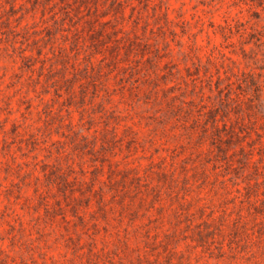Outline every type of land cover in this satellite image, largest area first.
<instances>
[{"label":"rangeland","instance_id":"rangeland-1","mask_svg":"<svg viewBox=\"0 0 264 264\" xmlns=\"http://www.w3.org/2000/svg\"><path fill=\"white\" fill-rule=\"evenodd\" d=\"M54 1L0 0V264H137V256L139 264H250L188 245L185 233L173 251L146 246L145 230L161 219L153 209L130 221L116 203L102 217L95 199H82L90 224L82 228L70 206L82 180L106 182L111 161L151 182L172 169L219 207L227 193L203 181L216 169L199 129L211 107L233 123L234 143L217 169L241 180L232 173L239 145L255 158L264 146V10L252 11L249 0H124L119 14L98 0L109 13L92 16V28L90 10ZM81 134L94 140L93 152L76 144ZM55 167L77 180L74 190L46 177Z\"/></svg>","mask_w":264,"mask_h":264},{"label":"trees","instance_id":"trees-1","mask_svg":"<svg viewBox=\"0 0 264 264\" xmlns=\"http://www.w3.org/2000/svg\"><path fill=\"white\" fill-rule=\"evenodd\" d=\"M69 1L59 0L62 4L77 2L75 6L80 15H83L85 8L87 12L90 10V17L86 19V22L92 28L94 27L92 16L100 17L109 13V11L98 8V0ZM138 1H143V5L147 6L149 0ZM247 4L254 12L260 13L257 9L264 10V0H249ZM109 6L111 10L123 14L124 0H109ZM114 13L112 14L113 18L116 17ZM65 14H69L68 10ZM86 14H89V12ZM110 21L111 18H107L100 21V23L104 24ZM251 83L256 98L259 100L261 98V85L254 80ZM237 119L238 117L235 118L236 122ZM230 122H227L223 115L218 116L216 108L211 107L205 111V121L199 129L201 137L209 140V151L215 157L214 169H216L213 181L208 179L209 175L206 173H204L203 181H210L213 185L218 183L227 193L219 200V207L215 206L208 194L202 193L201 190H197L192 194L189 191L191 182H189L188 176H184L179 180L172 169L161 170L158 173L157 180L151 182L147 178H143L144 175L134 171V167L119 168L112 166L110 161L108 162L106 182L101 180L97 188L93 187L92 185L96 181H100L98 175L93 174L89 179V183L84 179L81 181L80 187L76 188L82 190L81 196H74L72 199V202H74L70 206L72 215L77 218L82 228H87L90 225L89 220L80 212L78 207V201L82 199L85 200L86 206L90 204L92 199H95V210L102 217H107L110 212L114 211L116 208L114 203H116L119 216L121 218L128 216L130 221L146 214L149 209H153L161 219L145 230L144 244L146 246L159 243L168 251H173L170 245L177 243L180 234L185 233L183 235L189 239L188 245L200 247L203 251L214 253L216 256L226 254L232 258H243L250 264H262L261 261L264 258V185H262L264 183V166L259 163L264 157V146H260L257 151L259 156L255 158L251 149H246L243 144L239 145L237 150L240 151L241 155L236 159L237 165L232 167V173L235 177L241 176V180H236L233 176L220 174L217 169L220 165L217 163L219 159H225V151L233 145L234 136L236 135L233 123ZM76 144L87 147L89 152H93L95 148L94 140L87 138L84 134L80 135L79 142H76ZM103 146L101 143L100 148ZM225 166H231V162L226 160ZM245 169L247 172H244ZM46 177L51 182H55L57 188L63 192L66 188L69 190L75 189L71 186L77 180H74L61 168L50 169ZM82 182L87 183V187L83 188ZM104 184L108 186L110 191L108 198L105 195ZM85 189H87V192H85ZM229 203H231V206H229ZM166 209L170 210V215L165 219L164 211ZM63 218L65 222L69 221L65 214ZM95 218L94 216L93 219ZM150 218L153 221V218ZM166 220L169 221V226L163 228ZM181 222H183V226L180 225ZM152 228L153 233H150ZM160 228L162 237L158 238ZM89 237L88 243L91 248L94 245V238ZM126 244L127 242L124 241V245ZM136 261L139 264L141 256H137Z\"/></svg>","mask_w":264,"mask_h":264}]
</instances>
